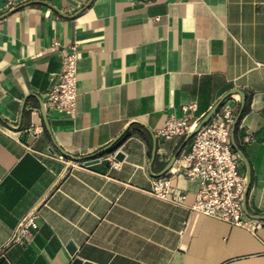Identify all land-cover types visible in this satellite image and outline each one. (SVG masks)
<instances>
[{
  "label": "crops",
  "instance_id": "obj_1",
  "mask_svg": "<svg viewBox=\"0 0 264 264\" xmlns=\"http://www.w3.org/2000/svg\"><path fill=\"white\" fill-rule=\"evenodd\" d=\"M16 3L0 0V264H264V226L190 210L200 180L173 177L181 204L150 194L187 137H161L166 121L235 95L245 213L264 219V0ZM72 46L74 118L48 102ZM34 212L35 236L15 241Z\"/></svg>",
  "mask_w": 264,
  "mask_h": 264
},
{
  "label": "built area",
  "instance_id": "obj_2",
  "mask_svg": "<svg viewBox=\"0 0 264 264\" xmlns=\"http://www.w3.org/2000/svg\"><path fill=\"white\" fill-rule=\"evenodd\" d=\"M16 1L4 0L9 9L16 7ZM77 62V48L72 46L65 54L62 72L51 78L53 86L48 98L54 111L71 118L77 112ZM236 101L238 99L232 95L221 103L211 119L193 136L190 151L179 156L165 174L153 179L150 194L173 204L183 203L186 196L173 187V177L181 172L201 183L191 211L256 234L264 226V220L246 216L248 182L241 174L240 159L232 146L233 126L239 116ZM195 109V104L184 106V116H171L158 134L165 139L187 136L200 123L193 117ZM39 132L35 130V133ZM60 158L64 159L63 156ZM39 218L37 212L26 217L16 231L15 241L33 238L39 229Z\"/></svg>",
  "mask_w": 264,
  "mask_h": 264
},
{
  "label": "water",
  "instance_id": "obj_3",
  "mask_svg": "<svg viewBox=\"0 0 264 264\" xmlns=\"http://www.w3.org/2000/svg\"><path fill=\"white\" fill-rule=\"evenodd\" d=\"M225 99H223L207 116H205L203 118V120L198 124V126L192 130L186 137L184 143L182 144V146L178 149V151L175 153V155L173 156L172 160L170 161L169 165H168V168L167 170L163 173L165 174L175 163V161L178 159V157L180 156V153L182 151V149L184 148V146L193 138V136L211 119L212 115L214 114V112L216 111V109L221 105V103L224 101ZM241 113L239 114L238 118L236 119L235 123H234V126H233V129L234 127L236 126L240 116H241ZM123 158V154L122 153H118L117 156H116V159L120 160ZM98 159H93V160H89L86 164L89 165V164H93L95 162H97ZM248 186H249V181H248ZM246 196H247V192H246ZM246 196H245V208H246ZM261 220H264L263 218H260V217H257ZM68 249L71 253H74L75 252V246L71 243L69 244L68 246ZM80 261L79 260H75L74 264H79Z\"/></svg>",
  "mask_w": 264,
  "mask_h": 264
},
{
  "label": "trees",
  "instance_id": "obj_4",
  "mask_svg": "<svg viewBox=\"0 0 264 264\" xmlns=\"http://www.w3.org/2000/svg\"><path fill=\"white\" fill-rule=\"evenodd\" d=\"M246 110H247V107H245V108H244V111H243V113H245V112H246ZM127 136H128V135H127Z\"/></svg>",
  "mask_w": 264,
  "mask_h": 264
}]
</instances>
